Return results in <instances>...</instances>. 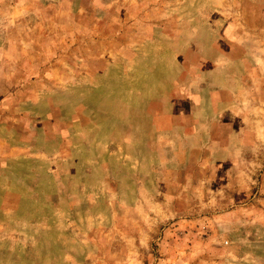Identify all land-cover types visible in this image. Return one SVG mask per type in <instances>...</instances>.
<instances>
[{
	"label": "rangeland",
	"instance_id": "374dc122",
	"mask_svg": "<svg viewBox=\"0 0 264 264\" xmlns=\"http://www.w3.org/2000/svg\"><path fill=\"white\" fill-rule=\"evenodd\" d=\"M0 264H264V0H0Z\"/></svg>",
	"mask_w": 264,
	"mask_h": 264
}]
</instances>
